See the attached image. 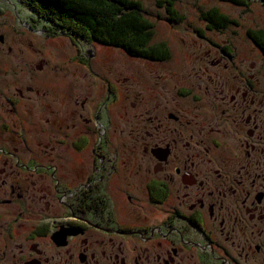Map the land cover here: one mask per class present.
<instances>
[{"label":"flooded vegetation","instance_id":"1","mask_svg":"<svg viewBox=\"0 0 264 264\" xmlns=\"http://www.w3.org/2000/svg\"><path fill=\"white\" fill-rule=\"evenodd\" d=\"M224 53L221 60L233 62ZM223 79L226 86L214 91L181 84L165 92L182 105L191 102L150 115L156 133L146 132L149 141L134 156L110 152L102 117L97 110L83 118L89 110L83 101L60 142L76 152L51 164L26 150L24 91L0 93V240L18 242L13 262H1L264 264V81L241 73ZM158 88L148 89L151 100H160ZM108 92L119 94L111 86ZM153 103L157 110L160 102ZM85 152L92 153V169Z\"/></svg>","mask_w":264,"mask_h":264},{"label":"rangeland","instance_id":"2","mask_svg":"<svg viewBox=\"0 0 264 264\" xmlns=\"http://www.w3.org/2000/svg\"><path fill=\"white\" fill-rule=\"evenodd\" d=\"M134 1L140 2L145 17L154 25V42L168 45L171 58L165 64L135 61L120 50L84 40L72 43L62 36L48 38L46 25L35 22V15L19 1L0 0V36L4 37L3 49L0 48V93L2 96L7 90L15 97L16 89L24 91L20 116L26 131V150L36 153L42 164H51L52 159L61 163L71 161L67 152L76 150L60 142H66L64 134L71 131L66 124L72 125L79 120L78 114L83 113L80 105L83 101L89 107L83 118H92L97 110L102 117V140L111 137L110 152L118 150L134 156L140 150L138 145L148 143L146 132L156 133L148 121L150 115L164 108L182 110L191 102L182 105L169 94L164 95L165 92H173L172 88L181 84L192 88L204 85L214 91L226 86L223 77L238 73L251 75L252 82L264 81V55L246 34L264 32L262 0H250L247 8L213 0H175V9L183 18L181 22L170 20L164 6H158L160 0ZM212 8L219 9L238 25L220 32L206 30L200 14ZM200 33L204 38L199 37ZM9 47L12 50L7 53ZM224 49L235 56L233 62L221 60L225 59ZM158 76L163 79L161 83H157ZM110 86L119 94L108 92ZM152 87H159L160 100H151L152 92L148 89ZM120 97L122 102L116 104ZM158 101L160 105L154 110L153 102ZM72 108L77 110L75 117H71ZM52 115L58 118L55 121L58 127L51 124ZM12 130L17 132L19 128ZM95 131L91 124V133ZM58 135L61 137L57 138ZM51 151L58 152V158L56 153L53 157L47 154ZM83 156L92 169V153L85 152ZM17 243L10 241L4 245L0 240V264H6L1 260L7 258L13 262Z\"/></svg>","mask_w":264,"mask_h":264},{"label":"trees","instance_id":"3","mask_svg":"<svg viewBox=\"0 0 264 264\" xmlns=\"http://www.w3.org/2000/svg\"><path fill=\"white\" fill-rule=\"evenodd\" d=\"M32 12L35 22L46 25L50 36H62L72 43L84 40L122 51L132 60L165 62L170 50L165 42H154V25L145 15L140 2L134 0H17ZM175 0H160L170 20H183L175 9ZM247 8L250 0H213ZM264 2V0H262ZM206 30L222 31L238 23L212 8L200 14ZM32 20V21H33ZM33 21V22H34ZM41 24V23H39ZM247 37L264 54V32L248 31ZM201 35V33L199 34Z\"/></svg>","mask_w":264,"mask_h":264}]
</instances>
